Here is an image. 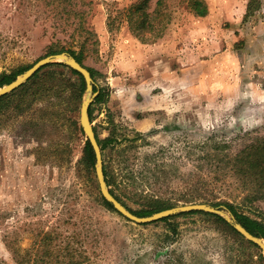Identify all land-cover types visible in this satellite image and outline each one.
<instances>
[{"label": "rangeland", "instance_id": "1", "mask_svg": "<svg viewBox=\"0 0 264 264\" xmlns=\"http://www.w3.org/2000/svg\"><path fill=\"white\" fill-rule=\"evenodd\" d=\"M135 2L0 0V75L35 65L57 41L79 52L88 37L83 65L93 71L94 92L107 93L92 103L91 122L108 142V187L121 203L129 211L151 200L171 208L232 203L264 220V200L230 165L264 136V0L250 17V0H206L204 18L173 2V21L154 44L115 19ZM69 10L86 13V32L74 33L78 18ZM79 79L51 64L0 110V264H16L7 237L30 261L51 259L43 256L48 245L59 260L73 253L82 264H264L262 250L216 214L137 224L106 206L96 171L83 161L80 114L90 94L78 96Z\"/></svg>", "mask_w": 264, "mask_h": 264}, {"label": "trees", "instance_id": "2", "mask_svg": "<svg viewBox=\"0 0 264 264\" xmlns=\"http://www.w3.org/2000/svg\"><path fill=\"white\" fill-rule=\"evenodd\" d=\"M51 2H60L61 4L66 3L67 1L72 2L73 0H45ZM178 2L179 4H185L187 9L196 17L204 18L209 14V7L206 0H137L133 5L128 8H124L119 11L118 16L115 19H123L128 26L129 31L143 44H154L158 40L162 39L169 26L173 21V10L171 9V3ZM52 4V3H51ZM258 4V0H250L248 11L246 17L255 15V10ZM63 6V5H61ZM70 15H74L75 18H78L77 25L75 27L74 33L80 34L86 32V13L80 11L69 10L67 12ZM113 19V22L114 20ZM108 25L112 28L113 22L111 16L108 18ZM89 38L85 37L83 41H78L80 46V51L77 52L72 46L63 45L60 41L52 43L48 48V52L45 56L56 55L61 53H68L75 57L77 61L83 64V61L86 57V51L88 50L87 43ZM62 64H57L55 66H61ZM33 65L27 66L22 70L11 74H1L0 75V88L10 84L15 81L17 77L23 74L25 71L30 69ZM93 76V71L89 69ZM38 73L34 77L38 76ZM79 76L80 83L77 85L76 92L80 97L86 90L85 83L83 78L76 72ZM96 90V88H95ZM98 91V96L96 97L95 102H103L107 93L104 89L96 90ZM8 96L0 98V110L4 109L7 106ZM90 119L92 121L91 109L89 110ZM97 135V134H96ZM97 139L101 146L102 152L106 147L107 141H101L97 135ZM83 161L89 171L95 170L96 159L94 152L86 141L84 146ZM104 156V154H103ZM105 162V161H104ZM231 169L234 171L235 175L243 182V184L248 188L252 187L255 196L254 199H263L264 200V136L255 138L250 144L246 145L234 159L230 160ZM107 166L104 164V173L106 181L109 186L112 185V180L109 178V173L106 170ZM111 193L116 197V199L122 202L120 196L111 190ZM126 205L124 202H122ZM105 205L109 208H112L110 204L105 202ZM146 207L140 209L139 211H132L135 215L139 217L151 216L154 213L170 209L171 206L161 200H151L145 205ZM213 207L216 208H226L231 212L235 219L242 224L250 233L264 239V220L262 219H253L248 215L241 213L237 210V206L232 203H212ZM113 209V208H112ZM195 213V212H193ZM215 220L222 225L223 228L232 232L236 237L242 238V236L230 226L222 217L213 215ZM168 219H164L166 221ZM12 237H7L5 239L6 246L11 252L14 261L16 264H82L80 258L82 256L74 255L73 253H67L63 256L61 260L54 255V251L51 250L50 246L46 245L42 252L43 256L47 255L51 259L44 260V258H35L27 260L28 253L25 254V249L19 246V241L17 238L11 240ZM49 237H43V241H46ZM247 244H252L247 242ZM39 255V254H38ZM37 255V256H38Z\"/></svg>", "mask_w": 264, "mask_h": 264}, {"label": "water", "instance_id": "3", "mask_svg": "<svg viewBox=\"0 0 264 264\" xmlns=\"http://www.w3.org/2000/svg\"><path fill=\"white\" fill-rule=\"evenodd\" d=\"M54 63H63L70 67L74 72L78 73L84 80L85 83V93H89L90 97L87 98L81 107L80 114V125L85 134L86 140L91 146L95 159V171L98 179L100 192L104 200L110 204L115 211L120 215L137 224H148L155 221H160L168 217L187 212H207L221 216L230 226H232L244 239L252 243L256 247H259L264 253V239L250 233L242 224H240L235 217L228 211L226 208H216L212 205L207 204H191L184 205L179 207H174L167 209L151 216L139 217L129 211L116 197L111 193L110 188L108 187L105 173H104V158L101 146L97 139L96 132L92 126V122L89 115V110L98 96V92H94V80L91 72L85 67V65L79 63L75 57L68 53H61L56 55L47 56L40 61H38L33 67L28 69L26 72L21 74L17 79L10 84L0 88V98L5 97L12 92L16 91L24 84H26L36 73L41 71L43 68L54 64Z\"/></svg>", "mask_w": 264, "mask_h": 264}, {"label": "crops", "instance_id": "4", "mask_svg": "<svg viewBox=\"0 0 264 264\" xmlns=\"http://www.w3.org/2000/svg\"><path fill=\"white\" fill-rule=\"evenodd\" d=\"M168 37H169V36L166 37V39L164 40V42L162 43V45H164V43H166V41L168 40ZM162 45H161V46H162ZM152 48H153V47H152ZM158 49H160V47H157V49H155V50H158Z\"/></svg>", "mask_w": 264, "mask_h": 264}]
</instances>
